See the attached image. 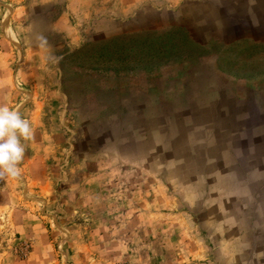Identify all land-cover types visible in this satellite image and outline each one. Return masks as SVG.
I'll use <instances>...</instances> for the list:
<instances>
[{"label":"rangeland","instance_id":"obj_1","mask_svg":"<svg viewBox=\"0 0 264 264\" xmlns=\"http://www.w3.org/2000/svg\"><path fill=\"white\" fill-rule=\"evenodd\" d=\"M261 9L264 0H0V106L33 131L21 176L0 180V264H264ZM141 12L150 26L201 34L218 17L247 27L198 47L176 27L129 30ZM215 50V70L183 73V59Z\"/></svg>","mask_w":264,"mask_h":264},{"label":"crops","instance_id":"obj_2","mask_svg":"<svg viewBox=\"0 0 264 264\" xmlns=\"http://www.w3.org/2000/svg\"><path fill=\"white\" fill-rule=\"evenodd\" d=\"M146 5H144V8H145ZM263 6V5H262ZM142 8V7H141ZM140 8V10H141ZM260 10H258L259 12ZM161 12V11H160ZM261 12V13H260ZM260 17H259V13H258V16L256 17V20H254V30H256V32L258 33L259 35V38H260V41H264V11L263 9H261L260 11ZM210 14H213L212 11H209ZM231 13H234V12H231ZM146 13H143L141 12L140 13V18H139V24L136 25V21H134L135 19H133L132 24L135 25L133 27H130V29H133L132 31H142V32H146V31H159L163 28H169V27H176L180 30H184L185 32H187L188 34V37L190 38L191 42L196 45V46H201V45H204V46H208V47H211V39H216V38H219L221 39L222 43L225 45V43H231L233 42V38L230 39L231 37V34H236L237 32H244V30H246L245 28L243 27H247L246 24H241V27L238 29L236 26H240L239 25V22L240 21H235L232 17L228 16V19H229V22H226V23H221L219 24L218 21V18H214V21H212V24L209 25V28L208 29L209 31H207L205 34H201L202 31L199 33V29L196 28H192L190 27L189 25L187 24H184V23H174V24H164V25H151L150 24H146V18L143 17L145 16ZM160 13H156L154 12L153 13V17L159 15ZM179 16H176L178 20L181 19V16L179 14V12L177 13ZM136 15V13H134L132 16ZM247 15V14H246ZM147 16H150L151 18V14L147 15ZM245 19V20H244ZM243 19V21H247L249 20L248 17H245ZM259 19H260V22H259ZM242 21V22H243ZM144 22V23H143ZM149 22V20H148ZM229 26H233V27H230ZM117 27V25H113L112 28L109 27V30L110 31H114ZM114 29V30H113ZM212 29H217L220 33L219 37H216L213 33H212ZM203 30V29H202ZM200 34V35H199ZM212 34V35H211ZM204 37L205 40H208L207 42L205 41H201L200 37ZM244 38V35L242 36ZM229 39V40H228ZM200 43H203L200 45ZM222 54L221 51H214V52H210L206 57L203 56V58L201 57H197V58H188V59H183L182 61V65H183V73H191L192 77H196V76H199V74H204V72H201V70L199 68L195 69L196 66H201L202 63H208L207 67L208 68H212L211 70H215L216 68V64L217 63V60H218V57H220ZM195 69V70H194ZM182 72L180 71H177L176 68L174 69V71H160L159 73H157L156 77L154 80H157L159 82H164V80H172V76L173 75H176V74H181ZM165 85V84H164ZM167 87L165 86V89ZM129 89L133 91L134 96H138L140 93V89L134 87V86H131L129 85ZM151 92H154L156 91V89H149ZM260 92V90H259ZM143 102H139L137 103L136 105H133L132 107H129V109H136L138 107H141L139 106L140 104H142ZM263 152H260L259 151V166H261V160L263 161L264 159V156L262 154Z\"/></svg>","mask_w":264,"mask_h":264},{"label":"clouds","instance_id":"obj_3","mask_svg":"<svg viewBox=\"0 0 264 264\" xmlns=\"http://www.w3.org/2000/svg\"><path fill=\"white\" fill-rule=\"evenodd\" d=\"M32 137L31 123L19 110L0 106V180L21 176L20 164L25 155L22 141Z\"/></svg>","mask_w":264,"mask_h":264}]
</instances>
